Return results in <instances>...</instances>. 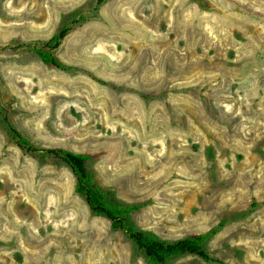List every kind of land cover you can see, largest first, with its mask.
<instances>
[{"label": "rangeland", "instance_id": "1", "mask_svg": "<svg viewBox=\"0 0 264 264\" xmlns=\"http://www.w3.org/2000/svg\"><path fill=\"white\" fill-rule=\"evenodd\" d=\"M63 25L70 70L22 45ZM9 125L91 155L135 226L173 240L226 218L208 252L264 264V0H0V264H147Z\"/></svg>", "mask_w": 264, "mask_h": 264}, {"label": "trees", "instance_id": "2", "mask_svg": "<svg viewBox=\"0 0 264 264\" xmlns=\"http://www.w3.org/2000/svg\"><path fill=\"white\" fill-rule=\"evenodd\" d=\"M75 22L77 21H73ZM70 30V26L63 25L45 42L34 44L26 42L22 45L32 47L43 63L62 70H70L72 67L61 63L53 54V50L61 44ZM9 130L20 149L60 160L73 175L74 191L83 199L89 211L109 220L112 229L121 230L135 249L144 256L147 264H168L187 254L195 255L207 262L223 264L221 259L208 252L207 243L222 229L228 219L221 218L217 224L203 233L173 240L161 238L153 231L141 229L133 224L131 216L141 207L140 203L119 201L111 190H103L96 183L89 167L91 155L59 147H36L29 144L12 125H9ZM247 214L248 211H243L239 217H245Z\"/></svg>", "mask_w": 264, "mask_h": 264}]
</instances>
